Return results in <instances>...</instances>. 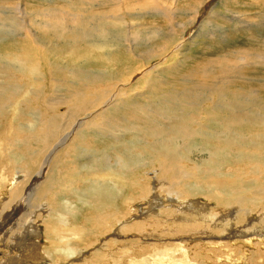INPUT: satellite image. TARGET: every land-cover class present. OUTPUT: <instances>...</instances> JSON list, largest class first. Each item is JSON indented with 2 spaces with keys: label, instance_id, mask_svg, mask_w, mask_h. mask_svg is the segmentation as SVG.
Here are the masks:
<instances>
[{
  "label": "bare ground",
  "instance_id": "bare-ground-1",
  "mask_svg": "<svg viewBox=\"0 0 264 264\" xmlns=\"http://www.w3.org/2000/svg\"><path fill=\"white\" fill-rule=\"evenodd\" d=\"M118 1L109 0L108 4L107 0H81L80 6L74 8L71 0L63 6L51 0L49 7L34 10L32 16L22 9L23 0H10L14 3V18L18 19L8 14V5L6 12H0V196L11 180H19L0 203V216L11 209L12 217L16 216L21 210L19 205L14 209L16 201H25V211H21L24 215L20 213L9 227L15 228L7 229V238L0 239L1 264H9L14 255L26 264H123L119 257H109L114 238L139 236L146 241L158 236L163 240L167 233H161L162 229L179 230L187 224L180 219L182 205L189 211L193 202L185 200L177 202L182 208L174 209L173 215L180 217L175 220L166 217L172 210L162 207L159 215L168 222L165 226L155 221L154 213L148 218L147 212L138 211L144 222L134 214L126 219L136 212L137 201L148 204L151 186L154 197L149 208L163 200L175 202L172 191H177L176 198L184 197V192L202 195L218 206L219 227L231 228L228 210L236 212L233 226L244 225L239 233L264 226V99L234 93H239L240 88L234 80L249 77L226 71L225 56L214 65L222 67L226 75L218 74L214 82L194 76L181 77L178 82L169 80L173 74L167 69H174L169 64L178 62L183 55L180 43L184 36L175 37L171 31L176 26L169 21L176 12L166 9L159 0H145L146 5L140 9L144 18L149 10L159 9L167 16L171 31H157L142 23L137 24L143 27L142 33L129 34L127 29L121 33L109 30V21L101 17L103 13L94 14L93 10V6L114 5V15L121 7ZM204 2L197 0L193 4L186 13L188 21L195 22L197 13L193 10ZM214 15L222 16L209 10L207 18ZM241 15L230 11L229 23L238 24ZM122 19L114 18L111 23H123ZM130 23L126 27L132 29ZM6 25L16 27V33L2 35ZM215 27V31L214 26L209 31L210 36L226 35L225 27ZM155 38L161 42L151 44ZM256 67H262V76L264 53ZM200 68L190 69L189 75L197 76ZM252 79H259V75ZM31 96L45 106L36 115L22 105ZM57 105L70 110L64 123L60 122L62 115ZM27 115L33 118L27 119ZM69 157H73L72 161ZM150 171L153 176L147 177ZM26 187L29 191L24 194ZM248 194H256L257 198ZM251 203L256 208L247 211ZM43 208L47 215H37L41 222L35 237L20 239L19 242L25 240L21 245L13 240L19 235L23 217ZM253 215L258 218L255 222L250 217ZM25 226L26 221L21 228ZM95 229L99 230L97 234L92 232ZM109 233L112 237L103 239ZM84 234L87 239H82ZM259 236L258 250H263L251 254L247 263L240 262L243 250L239 246L217 239L200 246L202 252L197 258L186 255L187 261L264 264V234ZM36 240L42 245L37 246ZM176 241H182V237L177 235ZM85 242L88 244L83 246ZM9 244L15 254L7 251ZM104 249L108 256L101 254ZM162 261L166 264V260ZM126 262L135 264V259L131 256Z\"/></svg>",
  "mask_w": 264,
  "mask_h": 264
},
{
  "label": "rangeland",
  "instance_id": "rangeland-1",
  "mask_svg": "<svg viewBox=\"0 0 264 264\" xmlns=\"http://www.w3.org/2000/svg\"><path fill=\"white\" fill-rule=\"evenodd\" d=\"M9 1L10 0H0V12H1V10L3 12L4 11L6 12V6L8 5L10 8L7 10L8 14H10L12 19H18V18H14V10H12L14 3H11ZM48 1H51V0H23V3L26 6H24V4H22V9L24 11L25 10L29 11V13H31L32 16H34V13H36V12H34V10L38 9V12H40L39 9L50 6V4L48 5ZM107 1L109 4V0H107ZM123 1H122L123 4L120 3V0L118 1V7L119 6H121V7L118 10L119 12L117 11L119 14L116 12L114 15H113L114 11L111 10L112 8H114V5L110 6V7H102V8H99L98 6H93V10L95 12L94 14L102 12L103 14L101 15V17L104 20H107L110 22V23L109 22L106 23L107 26H109V24H110L109 30L114 29V30H117L119 32L121 31V33H122L127 29V33H129V34L130 33L133 34L134 31H140L142 33L141 28H143V27L138 26L137 24L147 23L146 25H150L151 27H154L157 31L160 28H163V30L165 32L171 31V29H170L171 27H170V25H168L169 23H168L167 16L164 13L162 14L159 9L158 10H149V12L146 13L147 15L144 18V16H143L144 12H141L140 9L142 7H144V5H146L145 0H123ZM80 2H81V0H71L72 7L78 8L80 6L79 5ZM159 2H163V5L166 9L173 10L176 12V14H174V16H173V19H169V21L172 24H174V26H176V27H174L175 31L172 30L171 32L175 35V37H178L179 35L180 36L178 38H181L182 36L185 37V38L182 37L183 41H181V43L179 42L180 44H183V46H182L183 55L180 57L178 62L169 64L170 65L169 67H173L174 69H170V68L167 69V71L170 72V74L171 73L173 74L172 76L168 77L169 80L178 82L181 77L188 76L187 78H190V77L194 76V78L197 80L198 79L206 80V78H207L208 80H210V82H214V81H216L217 76H219V75L223 76L224 74L226 75V73H223L222 67H218L217 65H214L217 63V61L220 57L222 58L223 56H225L226 61L223 63V68L226 69V71H228L230 73L242 72V73L248 75V77H249L248 79H245L242 81L240 79L234 80L238 84L240 83V85H239L240 88L238 89L239 93H236V92H234V93L239 94L240 96H255V95H257V96H260L262 99H264V93L262 92V91H264V74H262V76H261L262 67H256V66L261 64L262 55L264 53V0L263 1L262 0H229V2L226 4L224 2H222V0H211V1L205 0L204 4L202 6H200V4H199L198 7L196 8V10L195 9L193 10L194 12L197 13L195 22H194V19H193V21H188V15H186V13L187 14L190 13L191 9H193V4L196 3L197 0H159ZM54 4H58V6L67 5V0H54ZM206 4H207V6H206ZM210 7H211V9H210ZM130 9H132V10H130ZM184 10L186 12H184ZM188 10H190V11H188ZM209 10H216L222 16L219 17L217 15H214V16H211V18L209 19V18H207V14H208ZM178 11H180V12H178ZM230 11H235L237 14H239V13L242 14L241 16H239L240 22L238 24H237V22H235V25H232L231 23H229L228 18L230 17ZM104 13H106V14H104ZM118 15L121 17H119ZM190 15L192 17L194 15V13H193V15L192 14H190ZM104 17H106V18H104ZM113 17L115 19L120 18V20L123 18L122 19L123 23H121V22H119V24L111 23L112 19H114ZM241 17H244V18L241 19ZM245 18L247 20H245ZM127 19H129V20H127ZM127 22H129V23L131 22L130 24H133L132 29L126 27V26H128L127 24H129ZM216 24L226 28L227 33L225 36H223V37L210 36L208 34V33H210L209 31H211V29L213 30V26H214V31L216 30V27H215ZM16 31H17L16 27H14L12 25H6L2 28L1 34L5 35V36H10V35L15 34ZM113 33L114 32H112V34ZM112 38L114 39V37H112ZM212 38H213V40H212ZM186 39H188V41ZM159 42H161L160 38H157V39L155 38V39H153V42L151 44H157ZM239 50H240V52H237ZM184 55H185V58H183ZM255 58H258V60H255ZM195 68L201 69V70L199 69V73H198L199 75L198 74H197V76L196 75H189L190 69L193 70ZM212 68L214 70H212ZM216 68H217V70H215ZM245 68H252V69H246L247 70L246 71ZM253 68H255V70H256L255 72H254ZM257 70H258V72H257ZM200 71L201 72L203 71V72L201 73ZM257 74L259 75V79L261 78L260 79L261 81H259V79H256V80L252 79V77H258ZM211 78H213V79H211ZM262 79H263V81H262ZM167 85H169V84H167ZM231 90H233V88ZM53 95H54V98H56L55 92ZM35 99H36V97L31 96L28 98L27 102L22 103V105L25 104V105H23L24 109L27 111H31L32 113H34V115H36V113H39L40 111H42L43 108L45 107L42 102H40L39 100L36 101ZM34 103H35V105H34ZM56 108H57V111L60 112L59 114L62 115L60 122H63V123L66 122L65 120H67L68 118H65V117L70 112L69 108L67 109V106L65 107V105H57ZM55 111L56 110L54 109V112ZM25 117L27 119L33 118L31 115H27ZM60 125H62V123H60ZM68 159H69V161H72L73 157H71V158L69 157ZM151 176H153L152 171L148 172L147 177H151ZM150 182H151V184H153L152 181H150ZM18 183H19V180L18 181L11 180L9 182V187H5L4 192L0 196V203L3 202L7 198L9 193L13 190V188ZM153 188L154 187L151 186L149 196L147 198L148 204L146 205L145 202L141 201V200L137 201L134 205V207L136 208V212L131 213L130 216H128L126 219L129 220L130 218H132V216H133L132 214H134V215H136V219L140 218L139 222H144L145 219L143 220V217L141 218L142 215L139 214L138 211L139 212L140 211L145 212V213L147 212L146 216L148 218H149V215L151 213H154L157 216V219L155 221H159L161 226H165L168 224V222L164 221V218L159 215L160 211H163L162 207H166L165 209H167V210H172V212L166 213V215H167L166 217L170 218V220H175L177 217L180 218L179 215H173V212H175V210H174L175 208H179V207L182 208L183 207L182 208L183 217L180 219L185 221L187 224L179 230L177 227L176 228H170L168 230L162 229L161 233H167L166 238L168 237L167 239L163 238V240H161L158 236L157 237L153 236L150 239L146 238V239H148L146 241L144 240L145 238H140L139 236L131 237V238L129 236H126V238H125L126 241L124 239H122L121 237H119L118 239L114 238L113 240H115V242L111 243L112 248L114 250L109 247V250H111L110 253L112 254L109 257H115L114 260L118 259V257H119L120 259L123 260V261H121L123 264H129V262H126V260L132 256L135 259V264H145V262L146 263L148 262L150 264H153V263L154 264H162V262H163L162 260H166L165 261L166 264H192V263H189L187 261V256L190 255V257L192 256V257L197 258L199 256V252H202V251H200V246L204 245L206 242H210V241L215 240V239H217L218 241L225 242L227 244H235V245L239 246L243 250V253L241 254V259H240V262H242V263L249 262V259L251 258V254H258V252L263 250V249L258 250L257 241L260 239L259 235L264 234V226H262L260 229H257V230H249L248 229L249 231L247 233H243V232L239 233V231L242 230V227L244 225L233 226V225H235L234 217L236 215V212L233 210H228L226 212V216H227V219L229 221V224L232 225L231 228L219 227L217 225V223L220 219L221 214L216 210L218 206L211 205L209 203V201L207 200V198L203 197L202 195H196V194L186 195L184 192H182L184 194V197L176 198V192H177L176 189H175L176 192L172 191V193H174V195H175L174 196L175 202H170V201L168 202L167 200L164 201L163 197L161 195H159L161 197V199L163 200V202H160L156 206L153 205L152 208H149L148 205H149V203L152 204L151 202L153 201V197H154V196H152V194L154 193ZM28 191H29L28 187L24 188V194L27 193ZM247 197L257 198V195L256 194H248ZM183 200H185V202L186 201H192L193 202V204L190 206L189 211L184 209L185 207H187L185 204H183L181 207L177 203V202H182ZM16 202H18L19 204L16 203L14 205V209L17 208L16 207L17 205H19L18 206L19 210L21 209L20 212L16 216L12 217L13 216L12 215V212H13L12 209L8 213H6L9 215L5 214L6 215V216L4 215L5 217L3 215H2L3 217L0 216L1 217L0 218V239L1 240L3 239L4 236H5V238H7L8 235H6V233H7L6 230L7 229L10 230L12 228H15V227H12V228H9V227H10L11 223L14 222L17 219V217H19V214L21 213V211H23V212L25 211V208H24L25 201L18 199V201H16ZM21 206H22V208H20ZM134 207L131 208V211H133ZM255 208H256V205L254 203H251L248 205L247 211H249V210L252 211ZM38 210L39 209H36L35 212H32L34 214L29 213L23 217V221L19 225V230H18L19 235L16 238H13V240L18 242L20 245L22 243H25L26 239L29 240L30 238L33 239V237H35L37 230H38L37 227L41 222V219L37 215H39V213L41 215L46 214V213H43L44 211L46 212L45 208H43L42 211H40V212ZM23 212L21 213V215H24ZM188 212H192V213L189 214ZM33 216L35 217L34 219H33ZM146 216L144 218H146ZM246 216H248V215L246 214ZM250 217L252 219V222H255L258 220L256 215H253ZM36 219H39L40 221L36 220ZM31 220H33L35 222L37 221L36 222L37 224H35V222H33ZM182 220H180L179 223H181ZM2 221H3V223H1ZM24 221H26V226H25V228H21V225L24 223ZM224 221L227 223L226 220H224ZM224 221L222 223H224ZM33 224H35L34 225L35 227L34 228L32 227L33 228L32 229L31 226H33ZM27 226H29V229ZM30 228H31V230H30ZM35 230H36V232H35ZM234 230H237V231H234ZM98 231L99 230H97V229L92 230V232L94 234H97ZM112 232H114V231H111V233ZM111 233L107 234V236H105L103 239H107L108 235H110V236L112 235ZM177 235L182 237V241H176ZM237 235H238V237H237ZM110 236L108 238H110ZM127 237H129V238H127ZM5 238H4V240H5ZM23 238L25 240H22L19 242V240L23 239ZM82 239H87V234H84ZM141 241L142 242L144 241V242L142 243ZM165 241L170 245L164 243ZM185 241H187V242H185ZM39 242H40V240H36L37 246L39 244L42 245V241L40 243ZM91 242L93 243L94 241H91ZM137 242H138V244H137ZM180 242H181V246H180ZM27 243L29 244L30 242L28 241ZM163 243L165 244V246ZM87 244H88V242H85V244L83 246H85ZM128 244L130 247L128 246ZM182 244H183V247H182ZM133 246H134V248H133ZM159 246H161V247L159 248ZM186 247H188L190 249H188ZM168 248L170 249V251H168L169 250ZM193 248H194V250L195 249H198V250L194 251ZM129 249H130V251H128ZM137 249L138 250L140 249V251H138ZM173 250H175V251H173ZM7 251L15 254L14 247L11 244L8 245ZM120 251H122V252H120ZM165 251H167V252H165ZM100 252H101V250H100ZM114 253H115V255H114ZM159 253H160V256H159ZM192 253L193 254L195 253L194 255H197V256H194ZM101 254H105V256H108L109 253L107 252V250L104 249V250H102ZM125 254H127V255H125ZM170 254H172V255H170ZM174 254H176V255H174ZM179 254H180V256H179ZM140 255H142V256H140ZM54 257H55V255H54ZM0 258H1V255H0ZM20 258L17 259L14 255L13 259L11 260V262L9 264H26L27 263L24 259H20ZM174 258H176V259H174ZM108 259H110V258H108ZM143 259L145 260V262L143 261ZM30 264H35V263L30 262ZM44 264H49V262H46Z\"/></svg>",
  "mask_w": 264,
  "mask_h": 264
},
{
  "label": "crops",
  "instance_id": "crops-1",
  "mask_svg": "<svg viewBox=\"0 0 264 264\" xmlns=\"http://www.w3.org/2000/svg\"><path fill=\"white\" fill-rule=\"evenodd\" d=\"M31 221H32V220H31ZM15 257H17V259H19L18 255H17V256H15Z\"/></svg>",
  "mask_w": 264,
  "mask_h": 264
}]
</instances>
